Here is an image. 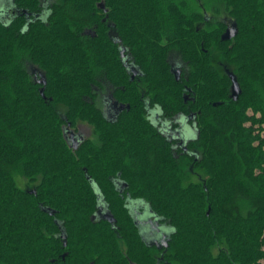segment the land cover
<instances>
[{
	"label": "trees",
	"instance_id": "trees-1",
	"mask_svg": "<svg viewBox=\"0 0 264 264\" xmlns=\"http://www.w3.org/2000/svg\"><path fill=\"white\" fill-rule=\"evenodd\" d=\"M11 1L0 264H264V0Z\"/></svg>",
	"mask_w": 264,
	"mask_h": 264
},
{
	"label": "flooded vegetation",
	"instance_id": "flooded-vegetation-1",
	"mask_svg": "<svg viewBox=\"0 0 264 264\" xmlns=\"http://www.w3.org/2000/svg\"><path fill=\"white\" fill-rule=\"evenodd\" d=\"M47 6H48V3H46L44 5V10L43 12L46 13L47 12ZM4 13H14V10L12 9V6L8 7L7 9L4 8V10L2 11ZM232 28L231 26L227 27V29H230ZM135 70H132V76L135 78L138 73L137 72H134ZM186 95H190V90H187L186 92ZM188 97V96H187ZM124 107L123 106H119L118 104H115L113 105L111 108H108V106L105 107V115L112 119L114 116L116 117L117 114L119 113L118 111H120L121 109H123ZM148 115H149V119L151 121H155L156 119L158 120V117L160 116V113L158 112V108H150L149 107V111H148ZM181 119V118H180ZM187 120H182L179 122V127L178 129H180L179 131H176L174 133V135L176 136V139L177 141H179V145L180 146H184V153H186L188 151V144L190 141L193 140V138L190 136V132L192 131L191 129H194V127H192L190 121L193 119V116L192 115H188L187 116ZM164 130V133L165 135L169 136V130L167 129H163ZM163 133V134H164ZM67 139L69 140L70 143H72V145H75L77 144L78 141H81L83 140V138L85 137V135L81 132V130H79V132H70L69 134H67ZM143 225L146 224V226L148 224H151V221H142ZM167 231L166 229L164 230H161L159 231L157 234H156V237H153L151 236V240L152 242L155 243V245L158 247V248H161L162 246L165 245V241H166V238H167ZM153 235V234H152ZM148 239H150L149 237H147Z\"/></svg>",
	"mask_w": 264,
	"mask_h": 264
},
{
	"label": "rangeland",
	"instance_id": "rangeland-1",
	"mask_svg": "<svg viewBox=\"0 0 264 264\" xmlns=\"http://www.w3.org/2000/svg\"><path fill=\"white\" fill-rule=\"evenodd\" d=\"M12 4V1L10 2V0H0V11H3L4 8L7 9L8 7H10ZM8 16V15H7ZM0 21L4 22V15L3 13L0 14ZM169 61L172 65L173 71L175 73V75L177 77H179L181 74H185L186 73V66L185 64L180 60L179 55L172 53L169 56ZM99 107H101L104 111H105V107L102 105V102L98 101L97 104ZM192 131L190 132V136L192 138L195 137L196 132L194 129H191ZM81 132L85 135V137H88L90 135V130L86 127V126H82L81 128ZM264 135V134H263ZM199 177L204 178V176L199 174ZM146 231H148L147 229H145Z\"/></svg>",
	"mask_w": 264,
	"mask_h": 264
},
{
	"label": "water",
	"instance_id": "water-1",
	"mask_svg": "<svg viewBox=\"0 0 264 264\" xmlns=\"http://www.w3.org/2000/svg\"><path fill=\"white\" fill-rule=\"evenodd\" d=\"M234 30L227 29L225 34L222 36V40H231L233 37H235L237 32ZM231 79H232L231 97L234 100H238L242 91H241V88H240V85L238 84V82L233 77H231ZM41 94H42V97L44 99H46V97L44 96V89L41 91ZM74 146H75V148L77 147L76 144ZM110 222H113V220L110 219ZM165 245L167 246V243H165Z\"/></svg>",
	"mask_w": 264,
	"mask_h": 264
}]
</instances>
